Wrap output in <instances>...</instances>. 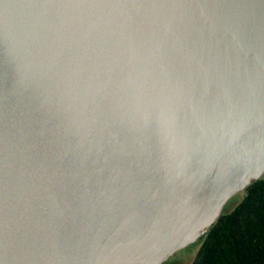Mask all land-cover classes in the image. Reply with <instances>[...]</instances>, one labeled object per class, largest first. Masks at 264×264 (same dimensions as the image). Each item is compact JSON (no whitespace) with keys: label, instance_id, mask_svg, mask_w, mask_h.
Listing matches in <instances>:
<instances>
[{"label":"water","instance_id":"water-1","mask_svg":"<svg viewBox=\"0 0 264 264\" xmlns=\"http://www.w3.org/2000/svg\"><path fill=\"white\" fill-rule=\"evenodd\" d=\"M264 176V0H0V264H163Z\"/></svg>","mask_w":264,"mask_h":264},{"label":"trees","instance_id":"trees-1","mask_svg":"<svg viewBox=\"0 0 264 264\" xmlns=\"http://www.w3.org/2000/svg\"><path fill=\"white\" fill-rule=\"evenodd\" d=\"M202 238L192 264H264V176Z\"/></svg>","mask_w":264,"mask_h":264},{"label":"rangeland","instance_id":"rangeland-1","mask_svg":"<svg viewBox=\"0 0 264 264\" xmlns=\"http://www.w3.org/2000/svg\"><path fill=\"white\" fill-rule=\"evenodd\" d=\"M244 192L239 193L233 197L228 203L226 209L234 208L238 202L243 198ZM203 244V240L194 242L173 254L163 264H192Z\"/></svg>","mask_w":264,"mask_h":264}]
</instances>
